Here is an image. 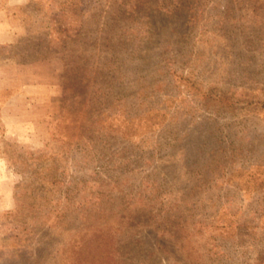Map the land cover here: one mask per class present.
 <instances>
[{
	"label": "rangeland",
	"instance_id": "obj_1",
	"mask_svg": "<svg viewBox=\"0 0 264 264\" xmlns=\"http://www.w3.org/2000/svg\"><path fill=\"white\" fill-rule=\"evenodd\" d=\"M0 264H264V0H0Z\"/></svg>",
	"mask_w": 264,
	"mask_h": 264
}]
</instances>
